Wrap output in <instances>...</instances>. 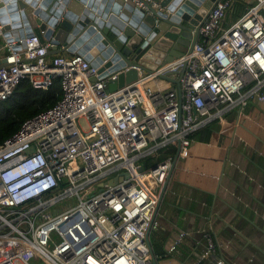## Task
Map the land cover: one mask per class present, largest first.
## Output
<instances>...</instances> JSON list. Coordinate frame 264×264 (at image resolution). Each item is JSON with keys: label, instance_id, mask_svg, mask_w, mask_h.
<instances>
[{"label": "built area", "instance_id": "built-area-1", "mask_svg": "<svg viewBox=\"0 0 264 264\" xmlns=\"http://www.w3.org/2000/svg\"><path fill=\"white\" fill-rule=\"evenodd\" d=\"M131 1L160 9L154 0ZM242 2L240 20L225 27ZM52 47L37 35L7 42L0 69V104L23 81L48 91L58 80L62 90L0 145V264H31L34 256L40 264H153L146 236L159 227L153 218L174 158L147 161L175 146L185 157L196 132L237 106L264 104V0H220L192 52L149 75L175 76L186 66L180 90L139 79L111 92L119 73L101 78L80 55L49 59ZM123 173L129 177L110 185ZM200 234L206 247L193 264H226L229 244L211 229ZM189 235L181 232L167 253Z\"/></svg>", "mask_w": 264, "mask_h": 264}, {"label": "crops", "instance_id": "crops-1", "mask_svg": "<svg viewBox=\"0 0 264 264\" xmlns=\"http://www.w3.org/2000/svg\"><path fill=\"white\" fill-rule=\"evenodd\" d=\"M242 6L244 2L228 13L225 27L240 20ZM7 42L5 36L0 37V61L8 54ZM149 75L139 71V79L155 90L178 88L174 82ZM223 118L192 136L187 155L178 158L171 173L155 220L159 227L149 237L157 264L196 262L206 247L200 232L209 229L222 244H229L224 252L226 264H264V104L251 101ZM177 148L171 151L177 153ZM181 232L190 235L177 252L168 254Z\"/></svg>", "mask_w": 264, "mask_h": 264}, {"label": "water", "instance_id": "water-1", "mask_svg": "<svg viewBox=\"0 0 264 264\" xmlns=\"http://www.w3.org/2000/svg\"><path fill=\"white\" fill-rule=\"evenodd\" d=\"M154 1L160 9H155L152 3L146 4L147 9L137 8L131 0H0V21L8 42L37 35L42 43L53 44L48 55L83 56L99 69L101 78L119 73L117 80L109 84V90L116 92L137 82L139 71L151 74L191 53L199 29L220 0ZM5 64L6 60L0 61V69ZM185 70L186 66L175 74L177 78L164 79L174 82L180 90ZM179 152L180 146L158 198L153 222ZM128 177L123 173L110 185ZM151 230L146 241L153 264H157L149 241Z\"/></svg>", "mask_w": 264, "mask_h": 264}, {"label": "trees", "instance_id": "trees-1", "mask_svg": "<svg viewBox=\"0 0 264 264\" xmlns=\"http://www.w3.org/2000/svg\"><path fill=\"white\" fill-rule=\"evenodd\" d=\"M60 82L55 81L48 91L36 90L29 81H23L14 95L0 104V145L17 133L22 125L39 113L53 107L61 98ZM167 149L153 161H147L148 166L160 162L167 157L176 155V150Z\"/></svg>", "mask_w": 264, "mask_h": 264}, {"label": "rangeland", "instance_id": "rangeland-1", "mask_svg": "<svg viewBox=\"0 0 264 264\" xmlns=\"http://www.w3.org/2000/svg\"><path fill=\"white\" fill-rule=\"evenodd\" d=\"M169 65V64H168ZM79 125L83 128V129H86L87 128V122L85 119H80L79 121ZM162 153V152H161ZM160 153V155H161ZM159 155V156H160ZM148 161H153L152 158L148 159ZM31 264H40V257L39 256H34L31 261H30Z\"/></svg>", "mask_w": 264, "mask_h": 264}]
</instances>
